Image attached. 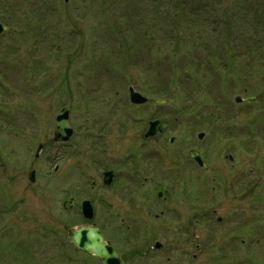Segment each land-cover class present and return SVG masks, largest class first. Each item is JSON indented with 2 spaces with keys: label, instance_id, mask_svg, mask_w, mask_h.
I'll use <instances>...</instances> for the list:
<instances>
[{
  "label": "rangeland",
  "instance_id": "374dc122",
  "mask_svg": "<svg viewBox=\"0 0 264 264\" xmlns=\"http://www.w3.org/2000/svg\"><path fill=\"white\" fill-rule=\"evenodd\" d=\"M143 1L146 2L0 0V22L7 26L0 36L1 137L5 140L16 137L13 128L17 127L18 138L32 139L34 143L48 141L54 131L56 113L66 105H73L70 120L78 138L81 137L83 150H88L83 157L84 184L88 180L90 185L91 177L114 166L110 159L101 168L93 165L101 142L107 143L110 153L121 157L118 159H124L134 152L147 119L158 109L166 124L162 135L165 166L171 169L173 155L182 154L176 149L178 146L186 154L196 144L209 154L208 170L195 171L206 175L209 194L197 200V217L202 215L204 220L196 221V235L200 239L195 242L200 245L205 242L207 246L200 252L195 250L193 264H264V60L243 50L250 37L237 42L236 36H231L232 46L225 44L226 52L236 57L233 63L226 54L223 60H206V42L208 47H215L216 35L206 36L208 40L202 45L203 40L196 36L200 25L189 30L186 26L165 27L160 20L153 24L156 18L148 9L154 5L147 0L150 5L146 7ZM194 1L191 7L205 3ZM212 1L216 4L219 0ZM212 1L207 0L204 5L209 12H202L201 19L205 22L201 34H210ZM173 6L161 3L159 8L154 7L155 15ZM134 13L145 17L146 22H138ZM149 23L152 31L145 28ZM163 28L174 29V34L189 39V53L175 55L172 62L167 59L173 54L163 34L145 36L149 32H162ZM61 83L65 91L58 94ZM129 85L150 98L148 105L131 107L127 98ZM236 96L256 99L253 103H235ZM156 98L166 100V105L163 108L155 105ZM102 127H105L102 141L95 143L93 135ZM199 132L205 134L203 143L196 138ZM170 136L177 137L175 147L168 144ZM35 150L36 146L31 155L26 153L25 159L21 158L25 155L20 156V172L35 161ZM228 155H233L232 161ZM12 158L5 155L3 161L8 165ZM41 158L35 165L44 172L48 168L46 155ZM140 163L139 158L137 165ZM8 168L11 170L9 165ZM160 168L156 167L153 177L160 180V186H169L177 172L166 173L168 168L162 167L164 171ZM253 177L259 180V199L250 195L239 200L243 193L238 200L233 199L230 186L234 185L237 193L238 184ZM179 182L172 186L182 184ZM137 195L143 194H132L133 199L140 201ZM152 198L164 201L157 198V192ZM159 210L153 209L152 213ZM218 216L222 217V222L215 225L218 231L210 237L200 234L202 228L212 226L203 224L216 223ZM208 218L211 220L206 221ZM137 261L141 262L139 258Z\"/></svg>",
  "mask_w": 264,
  "mask_h": 264
},
{
  "label": "flooded vegetation",
  "instance_id": "af4514ba",
  "mask_svg": "<svg viewBox=\"0 0 264 264\" xmlns=\"http://www.w3.org/2000/svg\"><path fill=\"white\" fill-rule=\"evenodd\" d=\"M160 115L157 109L147 119L142 136L147 125L156 120L161 122L159 134L154 138H140L134 152L124 159H118L110 153L107 143L101 142L105 128L98 131L95 143L101 142L102 146L93 165L101 168L106 159H110L114 166L91 177L90 185L88 180L84 184L83 157L88 150H83L77 130L74 129L69 140L56 142L52 137L43 143L18 138L17 127L13 128L16 137L11 140H5L0 133V264H100L94 256L70 243L69 232L83 226L97 228L125 264H193L195 250L200 252L207 246L205 242L201 245L195 242L200 239V235H196V221L204 220L202 215L197 217L196 206L197 200L205 198L201 194L207 190L206 175L195 174L196 170L203 169L179 146L176 149L182 154L173 155V167L165 166L162 136L165 129ZM35 146V161L26 164L25 171L20 172V156L25 155L21 157L25 159L26 153L33 152ZM191 149L202 152L196 144ZM5 155L14 157L8 161L11 170L3 161ZM42 155H46L48 164L44 172L35 165ZM139 158L141 163L137 165ZM140 166L145 173L139 170ZM157 166L161 167L160 171L168 168L163 170L166 173L177 172L176 178L168 182L169 186H160V180L154 179ZM107 171L113 172L108 183L105 182ZM141 179L144 181L139 185ZM177 181L182 184L172 186ZM242 182L238 184L237 193H234V185L230 186L233 199L238 200L243 193ZM147 183L153 186H146ZM156 192L157 198L164 201L152 198ZM134 193L143 194L137 195L140 201L133 199ZM243 196L244 193L240 199L243 200ZM85 201L92 205V220H87L82 212ZM153 209L159 212L153 214ZM220 222L222 218L218 216L217 224H203L212 226L202 228L200 234L210 237L218 231L215 225Z\"/></svg>",
  "mask_w": 264,
  "mask_h": 264
},
{
  "label": "trees",
  "instance_id": "16d2710c",
  "mask_svg": "<svg viewBox=\"0 0 264 264\" xmlns=\"http://www.w3.org/2000/svg\"><path fill=\"white\" fill-rule=\"evenodd\" d=\"M150 2L156 8H159L161 3L163 5L174 4L173 7L167 9L168 11H162L161 15H159L158 11L156 12L157 15H155L154 7L150 6L153 10L151 11L149 8V12L156 18L152 20L154 22L151 21L153 24H155V21L161 20L165 27L179 28L186 26L189 29H193L195 25L202 27L205 22L204 18L203 20L201 19L203 16L202 6H190L195 2L194 0H150ZM217 4L222 5L224 10L222 11L223 17L220 19L221 21H213L214 24H217L216 27L222 28V30H217L216 28L213 30L214 35L218 37L215 41H219L213 51L216 54L224 52L226 43H231L232 46L231 36L246 33L250 37L248 52L259 55L260 59L264 60V0H220ZM213 12L218 13L219 9H213ZM134 16L137 15L134 14ZM141 20H143V17L138 15L137 21ZM210 49V47H207V50Z\"/></svg>",
  "mask_w": 264,
  "mask_h": 264
},
{
  "label": "water",
  "instance_id": "95a60500",
  "mask_svg": "<svg viewBox=\"0 0 264 264\" xmlns=\"http://www.w3.org/2000/svg\"><path fill=\"white\" fill-rule=\"evenodd\" d=\"M6 30V27L0 24V34ZM130 99L132 103L141 104L145 102V98L135 93L132 88H130ZM239 100V98H238ZM237 100V101H238ZM69 109L59 118L58 128L56 130L57 137H66L70 134V130L66 126L64 119L67 117V112ZM197 157V155H195ZM83 234V236H81ZM80 232H74L71 240L73 243L80 247L82 250L89 252L90 254H95L103 264H123L119 257L109 248V246L102 240L100 234L96 230H89L88 228L80 229Z\"/></svg>",
  "mask_w": 264,
  "mask_h": 264
}]
</instances>
